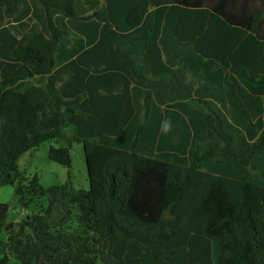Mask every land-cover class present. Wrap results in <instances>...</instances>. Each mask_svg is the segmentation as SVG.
<instances>
[{"label":"trees","instance_id":"obj_1","mask_svg":"<svg viewBox=\"0 0 264 264\" xmlns=\"http://www.w3.org/2000/svg\"><path fill=\"white\" fill-rule=\"evenodd\" d=\"M202 4L0 0V186L48 196L0 264H264V8ZM45 141L64 166L82 143L87 189L18 170Z\"/></svg>","mask_w":264,"mask_h":264},{"label":"rangeland","instance_id":"obj_2","mask_svg":"<svg viewBox=\"0 0 264 264\" xmlns=\"http://www.w3.org/2000/svg\"><path fill=\"white\" fill-rule=\"evenodd\" d=\"M51 145L57 146L52 141H45L38 147L21 154L16 161L18 170L28 179L36 175L40 185L44 189L62 184L66 181H70L75 189H87V169L84 161L82 143L72 142L69 149L70 164L68 166L61 165L48 158V150ZM47 201V194L39 195L34 198V201L28 207H26L20 203L19 197L14 193L12 186H0V202L8 205L6 215V223L8 224L17 223L25 216L40 211V209L46 207ZM59 209L60 205L55 204L52 213L54 218L59 217ZM74 225V223L71 224V226ZM10 228L11 226L7 230ZM7 230L3 228L2 232H0V239L5 238L4 232ZM213 251L214 257H216L219 253V249L216 245H214ZM7 264H18V261L12 257L8 260Z\"/></svg>","mask_w":264,"mask_h":264},{"label":"crops","instance_id":"obj_3","mask_svg":"<svg viewBox=\"0 0 264 264\" xmlns=\"http://www.w3.org/2000/svg\"><path fill=\"white\" fill-rule=\"evenodd\" d=\"M202 5L231 25L250 29L254 14L264 8V0H203ZM257 37L264 42V22Z\"/></svg>","mask_w":264,"mask_h":264},{"label":"water","instance_id":"obj_4","mask_svg":"<svg viewBox=\"0 0 264 264\" xmlns=\"http://www.w3.org/2000/svg\"><path fill=\"white\" fill-rule=\"evenodd\" d=\"M11 226V224H7L4 229L7 230L9 227Z\"/></svg>","mask_w":264,"mask_h":264},{"label":"clouds","instance_id":"obj_5","mask_svg":"<svg viewBox=\"0 0 264 264\" xmlns=\"http://www.w3.org/2000/svg\"><path fill=\"white\" fill-rule=\"evenodd\" d=\"M164 128H165V131L167 130V128H168V125L166 124L165 126H164Z\"/></svg>","mask_w":264,"mask_h":264}]
</instances>
